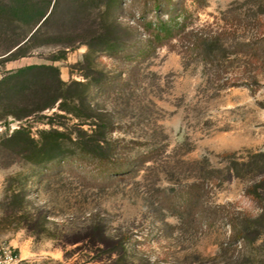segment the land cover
Segmentation results:
<instances>
[{
    "label": "rangeland",
    "instance_id": "obj_1",
    "mask_svg": "<svg viewBox=\"0 0 264 264\" xmlns=\"http://www.w3.org/2000/svg\"><path fill=\"white\" fill-rule=\"evenodd\" d=\"M55 1L45 29L53 44L16 60L10 51L29 28L0 15V247L32 264H97L79 245L64 246L63 236L99 218L109 229L136 222L153 257L171 264L224 250V264H264V237L227 246L235 229L225 221L211 231L177 229L178 217L155 195L199 183L204 203L260 214L244 196L251 176L238 178L245 172L237 163L264 153V61L231 53L264 40V0H174L189 31L214 35L234 25V36L208 49L227 55L215 65L187 61L179 42L175 49L147 44L138 19L153 0ZM32 66L40 68L16 76ZM224 69L225 79L253 78L259 89L225 87L214 78ZM87 135L100 142V154L112 151L133 170L114 185L80 174L74 160L98 165L71 143Z\"/></svg>",
    "mask_w": 264,
    "mask_h": 264
},
{
    "label": "trees",
    "instance_id": "obj_2",
    "mask_svg": "<svg viewBox=\"0 0 264 264\" xmlns=\"http://www.w3.org/2000/svg\"><path fill=\"white\" fill-rule=\"evenodd\" d=\"M203 6H207L205 0H196ZM58 7V1L53 0H10L0 2V15L9 19L13 23L29 28V32L24 36H17L10 51L11 60L26 57L30 50L39 46L53 44L54 36L47 35L45 29L53 20ZM186 10L179 7L174 0H153L150 8L145 9L138 19L139 26L148 36L147 44L154 48L169 47L177 48L176 43L181 44V53L187 61L202 59L206 64L215 65V61H226L227 55L219 59L209 53V47L225 40L227 36L235 35L234 25L223 28L220 33L214 35L207 34L195 29L189 31ZM152 14V17L150 15ZM233 32V33H232ZM65 47L63 54L66 55ZM142 50V49H140ZM226 54V49L223 48ZM141 52V51H140ZM147 52V51H146ZM232 55H245L250 62L258 64L264 61V40L249 41L233 47ZM146 55H149L148 52ZM64 58V57H63ZM54 59L53 61H59ZM39 66H32L21 69L16 76L39 69ZM217 71L214 74L215 80L224 81L227 88L245 87L252 93L259 89L255 79L244 81L237 77L228 78L227 72ZM65 85V84H63ZM66 86V85H65ZM58 101V99H57ZM55 101L47 108H53ZM88 140L77 139L71 143L79 151V155L88 156L98 162V165H87L85 161L76 159L80 174H86L93 180L102 184H116L133 170V166L127 165L125 159L111 151V153L100 154L98 150H103L100 142L87 135ZM31 140L33 143L34 141ZM242 167L245 175L251 176L244 191V196L259 209L260 214L251 217L239 214L235 211V205L227 203L224 205L206 204L203 201L204 188L199 183H193L186 188L175 192L174 190L157 189L155 192L158 206L174 216L181 222L177 229H183L187 224L194 230L211 231L222 221L234 227L232 236L227 246L233 244H243L246 247L250 243L249 238L257 240L264 237V153L255 155L249 162L245 160L237 163ZM186 216V218L184 217ZM166 227L173 229L171 225L165 223ZM136 222L122 223L109 229L107 224L99 219L92 218L85 226L76 232L67 233L63 236L64 246L79 245L80 250L93 254L91 259L97 264H171L169 259L160 256L153 257L150 247L151 239L148 235L139 230ZM229 253L224 250L222 256L210 258L205 261L196 258L195 264H224V260ZM234 258L229 260L233 262ZM86 262V263H88ZM234 263V262H233Z\"/></svg>",
    "mask_w": 264,
    "mask_h": 264
},
{
    "label": "built area",
    "instance_id": "obj_3",
    "mask_svg": "<svg viewBox=\"0 0 264 264\" xmlns=\"http://www.w3.org/2000/svg\"><path fill=\"white\" fill-rule=\"evenodd\" d=\"M0 264H32V262L22 259L15 249L0 247Z\"/></svg>",
    "mask_w": 264,
    "mask_h": 264
}]
</instances>
